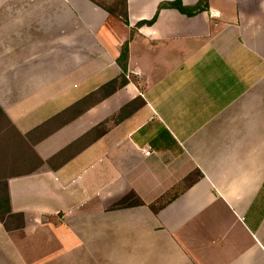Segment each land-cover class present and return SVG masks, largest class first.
<instances>
[{
	"label": "crops",
	"instance_id": "crops-1",
	"mask_svg": "<svg viewBox=\"0 0 264 264\" xmlns=\"http://www.w3.org/2000/svg\"><path fill=\"white\" fill-rule=\"evenodd\" d=\"M175 1L200 0H128L129 25L91 0H0V105L23 134L119 76L129 42V83L39 141L44 161L146 101L57 168L9 177L25 224L0 220V264H264V0L139 25ZM130 192L144 204L111 208Z\"/></svg>",
	"mask_w": 264,
	"mask_h": 264
},
{
	"label": "trees",
	"instance_id": "trees-1",
	"mask_svg": "<svg viewBox=\"0 0 264 264\" xmlns=\"http://www.w3.org/2000/svg\"><path fill=\"white\" fill-rule=\"evenodd\" d=\"M91 1L106 10L111 18L118 19L124 24L129 25L128 0H116L110 5L99 2L98 0ZM209 1L210 0H200L195 6H186L181 1L163 2L159 5L157 13L152 20L141 22L139 25L143 23L153 24L159 12L164 8H175L188 16H194L206 10L209 7ZM128 61L129 42H125L117 58V62L122 69V73L119 76L103 84L97 90L27 134H23L19 131L4 108L0 105V220L7 231L12 230L10 226L11 223L19 229L23 228L25 224L24 215L22 213L12 212L8 191L9 177L30 174L45 163L53 168H57L102 137L109 130L111 125L122 122L146 104L142 96H136L131 101L124 104L116 113L92 127L85 134L46 161H44L35 150V145L53 133L56 129L67 125L72 120L81 116L86 111L125 87L129 83V79L127 78ZM201 176L202 173L198 172V176H194L192 181H196ZM176 196L177 194L171 196L167 202L172 201ZM165 203L154 204L150 207L156 212L160 207H163ZM143 204L144 202L135 192H130L113 204L111 208L119 209Z\"/></svg>",
	"mask_w": 264,
	"mask_h": 264
},
{
	"label": "rangeland",
	"instance_id": "rangeland-1",
	"mask_svg": "<svg viewBox=\"0 0 264 264\" xmlns=\"http://www.w3.org/2000/svg\"><path fill=\"white\" fill-rule=\"evenodd\" d=\"M98 1L110 5L113 1L116 0H98Z\"/></svg>",
	"mask_w": 264,
	"mask_h": 264
},
{
	"label": "built area",
	"instance_id": "built-area-1",
	"mask_svg": "<svg viewBox=\"0 0 264 264\" xmlns=\"http://www.w3.org/2000/svg\"><path fill=\"white\" fill-rule=\"evenodd\" d=\"M147 154H150V151L149 150L147 151Z\"/></svg>",
	"mask_w": 264,
	"mask_h": 264
}]
</instances>
